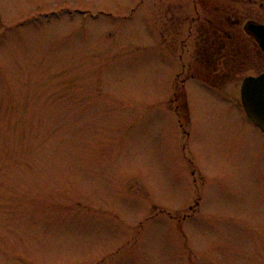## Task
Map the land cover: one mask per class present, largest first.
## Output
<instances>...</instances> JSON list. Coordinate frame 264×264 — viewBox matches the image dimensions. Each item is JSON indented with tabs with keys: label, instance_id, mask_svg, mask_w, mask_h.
<instances>
[{
	"label": "rangeland",
	"instance_id": "rangeland-1",
	"mask_svg": "<svg viewBox=\"0 0 264 264\" xmlns=\"http://www.w3.org/2000/svg\"><path fill=\"white\" fill-rule=\"evenodd\" d=\"M149 9L0 0V264H264V136Z\"/></svg>",
	"mask_w": 264,
	"mask_h": 264
},
{
	"label": "flooded vegetation",
	"instance_id": "flooded-vegetation-1",
	"mask_svg": "<svg viewBox=\"0 0 264 264\" xmlns=\"http://www.w3.org/2000/svg\"><path fill=\"white\" fill-rule=\"evenodd\" d=\"M142 2L147 3V7L150 8L147 10L148 17L152 21H157L163 28L177 29L184 24L196 28L195 58L198 68L188 76L189 80L203 83L201 77L215 78L227 73L229 60L234 57L235 48L231 47L233 44L243 45V55L250 59L241 73L242 77L257 76L264 71V51L256 37L248 30V25L252 23L264 26V0H142ZM204 45L221 47V54L216 56L213 54L210 60L207 59L208 69H205L202 63L206 54H200V47ZM237 84L238 82L234 80L211 90L217 94H224L240 110L244 118L264 136V132L247 118L240 99L230 92ZM184 86L182 84V88ZM198 200L196 205L201 198Z\"/></svg>",
	"mask_w": 264,
	"mask_h": 264
},
{
	"label": "water",
	"instance_id": "water-1",
	"mask_svg": "<svg viewBox=\"0 0 264 264\" xmlns=\"http://www.w3.org/2000/svg\"><path fill=\"white\" fill-rule=\"evenodd\" d=\"M248 30L264 51V26L252 23L248 25ZM241 101L249 118L264 131V72L243 80Z\"/></svg>",
	"mask_w": 264,
	"mask_h": 264
},
{
	"label": "trees",
	"instance_id": "trees-1",
	"mask_svg": "<svg viewBox=\"0 0 264 264\" xmlns=\"http://www.w3.org/2000/svg\"><path fill=\"white\" fill-rule=\"evenodd\" d=\"M231 47L235 48V50H233L234 51V57L229 60L228 68H226L227 73H224L222 76L219 75L218 77H215V78H210L209 76H205V75H204L205 77H201L209 85L214 86V87H220V86H222L228 82L238 80V78L241 77L242 71L246 68L245 66H247L248 63L250 62L249 61L250 59L248 58V56L246 55V57H245L243 55V53H244V49H243L244 46L243 45L237 46V45L233 44ZM200 48H201L200 54H202V55L206 54V56H204V58H203L202 63L204 65V68L208 69L207 59L210 60L211 57L213 56V54L215 56L218 54H221V52H220L221 47L214 46V45H206V46L204 45ZM210 64L212 65L211 62H210ZM209 69L212 70V67H210Z\"/></svg>",
	"mask_w": 264,
	"mask_h": 264
}]
</instances>
